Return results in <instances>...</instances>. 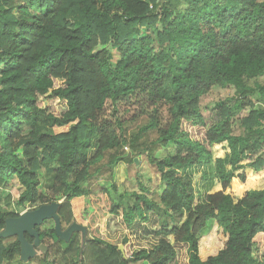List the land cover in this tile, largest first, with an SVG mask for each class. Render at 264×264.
<instances>
[{
	"label": "trees",
	"instance_id": "trees-1",
	"mask_svg": "<svg viewBox=\"0 0 264 264\" xmlns=\"http://www.w3.org/2000/svg\"><path fill=\"white\" fill-rule=\"evenodd\" d=\"M263 76L264 0H0V188L17 179L18 208L56 206L59 231L44 219L38 238L24 232L44 245L40 264H264V188L225 191L246 180L236 171L264 170ZM217 85L233 93L211 120L202 100ZM42 96L66 110L48 112ZM141 154L157 198L141 183L90 190L101 169ZM19 215L0 208V264L21 254L4 234ZM107 216L124 230L152 218L157 242L126 255V235L102 236Z\"/></svg>",
	"mask_w": 264,
	"mask_h": 264
},
{
	"label": "rangeland",
	"instance_id": "rangeland-1",
	"mask_svg": "<svg viewBox=\"0 0 264 264\" xmlns=\"http://www.w3.org/2000/svg\"><path fill=\"white\" fill-rule=\"evenodd\" d=\"M262 81L264 83V76L262 77ZM58 85V82H55ZM233 93L232 88H225L219 85L212 88V90L203 98L202 105L204 107L203 113L205 117L210 118L211 120H215L218 117L216 112L218 102L226 97L231 96ZM39 106L46 109L48 112L53 113L54 115H61L66 110V101L64 99L59 98H49L47 96H42L39 99ZM234 123V122H233ZM236 123V122H235ZM234 123V132L236 134L239 133L240 128L235 126ZM184 128L189 132L191 136H201L202 130L199 128H191L188 124H183ZM67 129L65 127H55V132L64 131ZM227 152H229V148L227 146V142L224 141L222 143L214 144L212 146V154L213 157H223ZM166 153L165 150L160 149L158 151V155H164ZM138 158V162L136 163H123L119 162L113 167H104L101 171L92 176L89 180V188L92 191H98L102 186L110 187L111 185L116 186V190L119 193L123 191H134L140 190L139 183L146 185L149 189V193L154 198H157L158 193L160 191L159 185V174L155 168L147 159L145 154H141ZM246 160L243 161V164H246ZM244 171L246 173V180L241 182L237 177H234L230 183V187H228L225 191L231 194L234 200L238 199L242 196L247 190L251 189H262L264 188V170L259 172H254L251 167H245L242 170H238L235 174ZM198 173H201L200 171ZM195 175V182L198 184L199 188L203 191V182L200 180V174ZM40 177L42 178L41 174ZM233 180H237L235 182V191L233 187ZM207 183V182H206ZM220 188V185L217 181L214 180L213 184L210 187L209 192H215ZM22 190V187L18 183L17 179H13L9 186L6 188H0V208L3 210H10L22 214L26 211H29L28 208H18L14 204V200L16 199L18 193ZM10 195L12 202H8L7 196ZM46 226L49 227L51 225H55V220L51 217L46 218ZM155 222L153 219L146 221H140L134 224L131 228L124 230L120 227L115 217L107 216L105 220V227L102 231V236L105 239L111 240L113 242L122 245V238L124 235L127 237V242L122 245L124 253L129 255L132 251L138 248H146L150 249L153 244L157 242V237L153 235L152 231L155 229ZM82 229V228H81ZM60 230V228H59ZM82 233L81 238L85 243V232L80 230ZM62 232V230L60 231ZM64 234V231L62 232ZM61 233V234H62ZM178 254L181 255L182 252L185 251V246L178 245ZM44 247L39 248L31 246V254L23 255L19 254L16 258L11 260V262H5L4 264H40V256L42 254V250ZM28 251V250H27ZM30 252V249H29ZM132 264H140V263H132Z\"/></svg>",
	"mask_w": 264,
	"mask_h": 264
},
{
	"label": "water",
	"instance_id": "water-1",
	"mask_svg": "<svg viewBox=\"0 0 264 264\" xmlns=\"http://www.w3.org/2000/svg\"><path fill=\"white\" fill-rule=\"evenodd\" d=\"M134 161L137 163L138 158ZM53 218L56 223V230L59 231L58 219L56 216V206L54 204H45L38 208L26 211L20 214L18 217L9 218L6 221V230L4 234H16L19 237L21 243V254L24 256L31 254V246L24 238V232L34 235L38 238L35 230V225L40 224L46 218ZM38 239H36L37 244ZM44 247L43 244H39V248ZM122 249V247H120ZM30 249V252H29ZM28 250V251H27Z\"/></svg>",
	"mask_w": 264,
	"mask_h": 264
},
{
	"label": "crops",
	"instance_id": "crops-1",
	"mask_svg": "<svg viewBox=\"0 0 264 264\" xmlns=\"http://www.w3.org/2000/svg\"><path fill=\"white\" fill-rule=\"evenodd\" d=\"M219 185H220V183H219ZM221 189V185H220V188L219 189H217L216 191H218V190H220ZM250 190V189H249ZM241 197V196H240Z\"/></svg>",
	"mask_w": 264,
	"mask_h": 264
}]
</instances>
